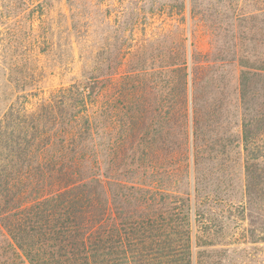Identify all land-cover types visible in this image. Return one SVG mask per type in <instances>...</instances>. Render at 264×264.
Instances as JSON below:
<instances>
[{
  "label": "trees",
  "instance_id": "trees-1",
  "mask_svg": "<svg viewBox=\"0 0 264 264\" xmlns=\"http://www.w3.org/2000/svg\"><path fill=\"white\" fill-rule=\"evenodd\" d=\"M62 2L83 81L0 118V264H193L194 220L222 264L231 210L264 224V0H195L192 50L194 0Z\"/></svg>",
  "mask_w": 264,
  "mask_h": 264
},
{
  "label": "rangeland",
  "instance_id": "rangeland-1",
  "mask_svg": "<svg viewBox=\"0 0 264 264\" xmlns=\"http://www.w3.org/2000/svg\"><path fill=\"white\" fill-rule=\"evenodd\" d=\"M245 1L242 0L243 13L252 10ZM65 9L62 0H0V118L25 83L28 89L48 90L71 81H83L79 63H72ZM187 20L188 47L192 50L195 0L188 3ZM207 43L204 37V49ZM241 194L239 185L234 199L241 198ZM230 212L234 216L227 214L225 245L221 247L223 252H219L223 257L218 260L222 264H264V242H253L249 232L256 229L261 234L264 224L258 219H254L253 226L247 220L238 222L236 210ZM193 241V264H197L200 249L195 247V220Z\"/></svg>",
  "mask_w": 264,
  "mask_h": 264
}]
</instances>
